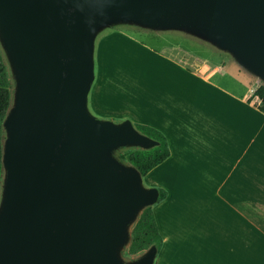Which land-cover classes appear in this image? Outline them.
Wrapping results in <instances>:
<instances>
[{
	"label": "water",
	"instance_id": "1",
	"mask_svg": "<svg viewBox=\"0 0 264 264\" xmlns=\"http://www.w3.org/2000/svg\"><path fill=\"white\" fill-rule=\"evenodd\" d=\"M123 22L204 38L264 80V0H0V43L15 80L0 264L155 263L156 245L132 261L121 252L159 188L114 151L159 141L130 119L89 109L96 37Z\"/></svg>",
	"mask_w": 264,
	"mask_h": 264
},
{
	"label": "crops",
	"instance_id": "2",
	"mask_svg": "<svg viewBox=\"0 0 264 264\" xmlns=\"http://www.w3.org/2000/svg\"><path fill=\"white\" fill-rule=\"evenodd\" d=\"M160 32L197 38L181 30ZM117 34L116 42L134 41L127 34ZM170 46V53L163 56L150 50L167 68L161 79L167 91L162 99L168 103L163 110L166 119L162 113H150L144 107L124 116L165 134L171 154L154 169H160L168 179L173 178L168 173L175 171V194L181 197V180L192 188V201L203 202L188 210L193 231L199 227L202 234L193 247L198 264H264V110L260 98L248 92L250 85L238 92L225 83L223 75L230 68L238 69L228 58L229 53H224L221 61H214L213 56L209 58L201 51L181 50L188 45ZM217 75H221V81H217ZM159 184L161 188L165 185L167 197L154 208L164 239L154 264H162L165 254L172 253L173 238L178 264L183 257L180 232L176 225L174 232L165 226L163 217L172 182L161 179Z\"/></svg>",
	"mask_w": 264,
	"mask_h": 264
},
{
	"label": "rangeland",
	"instance_id": "3",
	"mask_svg": "<svg viewBox=\"0 0 264 264\" xmlns=\"http://www.w3.org/2000/svg\"><path fill=\"white\" fill-rule=\"evenodd\" d=\"M160 31L138 24L123 22L113 24L98 33L94 49L95 72L97 73V77L93 83L89 99V109L95 116L121 122L127 119L124 114L133 115L136 111L138 112V109L143 111L144 107L147 112L151 113L155 111L160 115L162 113L166 119L167 115H165L166 113L163 110H165L168 103L167 100L162 99L163 94H166L167 91L165 87H162V84L164 86L165 84L161 79L164 75L163 73L167 72V68L163 63L164 61L162 59L160 60L159 56H156L151 51L155 52L156 50V54L163 56V54L170 53V45L173 44V46L181 47L185 44L189 47L181 48V50L194 49L195 53L201 51L199 52L200 54L204 53L209 58L213 56L214 61H218V59L221 61L223 58L222 55L228 53L216 44L198 36L194 39L179 32H163L161 35ZM119 32L132 37L134 41L128 40V43L124 41L120 43L116 42L118 40L117 36H119L117 33ZM228 58L238 68H230L228 74L223 75L225 83H229L233 91H246L248 85L256 89L261 84H264V80L245 69L230 53ZM10 73L14 96L15 80L11 68ZM154 77H157V80H154ZM216 78L217 81L222 80L221 75H217ZM181 80L179 79V81ZM185 85L188 86L187 82ZM95 106L100 112L95 110ZM133 123L136 125L138 122L133 121ZM122 148L124 147L114 151V156L118 159L119 151ZM121 161L131 165L127 160ZM168 175L174 179L177 177L175 171L169 172ZM165 177L166 174L162 176L160 169H154L143 176V183L146 187L161 188L159 184L161 179L163 182H172V188L169 190L172 194L170 195V200L163 215L165 219L164 224L173 232L175 225L179 229L178 241L181 245L183 257L181 260H178V264H198L193 247L202 237V234L199 232V227L193 231L191 212L188 210H191L192 205H196V207L201 206L203 202L199 199L192 201V188L182 184L181 180L178 186L181 197L177 196L175 194L176 179L171 180L173 178L168 179L166 177L168 179L166 180ZM188 182H191L190 179ZM164 186H162V189L165 190L166 188ZM158 204L157 202L154 208L158 207ZM175 242L174 238L171 239L170 243L173 244L174 249L170 251L172 253L165 254L162 264H177V259L175 258ZM128 246L121 252L125 261H132L145 252L131 255L127 252Z\"/></svg>",
	"mask_w": 264,
	"mask_h": 264
},
{
	"label": "trees",
	"instance_id": "4",
	"mask_svg": "<svg viewBox=\"0 0 264 264\" xmlns=\"http://www.w3.org/2000/svg\"><path fill=\"white\" fill-rule=\"evenodd\" d=\"M256 95L261 99L260 108L264 110V84L258 86ZM13 105L12 79L10 66L8 64L5 52L0 43V197L4 177L3 169V142L6 137L4 120L9 109ZM134 124V123H133ZM134 126L143 134L148 135L157 141L159 145L143 149L134 146H126L119 151L118 157L121 160H127L137 167L143 176L161 164L167 159L171 150L166 136L160 130L147 124L137 123ZM160 196L158 203L167 197L166 190L159 188ZM132 236L127 252L136 255L156 245L158 252L163 246L164 239L160 232L159 225L154 212V205L146 207L139 215L132 228Z\"/></svg>",
	"mask_w": 264,
	"mask_h": 264
},
{
	"label": "built area",
	"instance_id": "5",
	"mask_svg": "<svg viewBox=\"0 0 264 264\" xmlns=\"http://www.w3.org/2000/svg\"><path fill=\"white\" fill-rule=\"evenodd\" d=\"M256 90L257 88H253V87H249L248 88V92L252 95V96H255L256 98H259L257 95H256ZM262 103L261 99H260V104Z\"/></svg>",
	"mask_w": 264,
	"mask_h": 264
}]
</instances>
